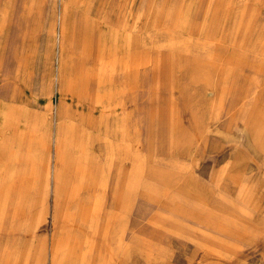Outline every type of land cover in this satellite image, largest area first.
I'll return each mask as SVG.
<instances>
[{
    "label": "rangeland",
    "instance_id": "obj_1",
    "mask_svg": "<svg viewBox=\"0 0 264 264\" xmlns=\"http://www.w3.org/2000/svg\"><path fill=\"white\" fill-rule=\"evenodd\" d=\"M0 264H264V0H0Z\"/></svg>",
    "mask_w": 264,
    "mask_h": 264
},
{
    "label": "bare ground",
    "instance_id": "obj_2",
    "mask_svg": "<svg viewBox=\"0 0 264 264\" xmlns=\"http://www.w3.org/2000/svg\"><path fill=\"white\" fill-rule=\"evenodd\" d=\"M55 162H56V161H55V159L53 158V164H52V178H55V175H56V173H55L56 170H55V168H54V166H55V165H54Z\"/></svg>",
    "mask_w": 264,
    "mask_h": 264
}]
</instances>
